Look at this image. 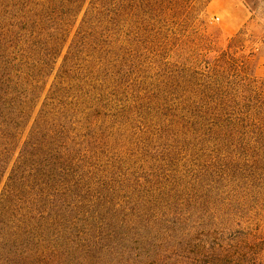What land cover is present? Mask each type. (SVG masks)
Returning <instances> with one entry per match:
<instances>
[{
  "label": "trees",
  "instance_id": "16d2710c",
  "mask_svg": "<svg viewBox=\"0 0 264 264\" xmlns=\"http://www.w3.org/2000/svg\"><path fill=\"white\" fill-rule=\"evenodd\" d=\"M176 1L0 0V264H171L190 248L259 120L210 72L145 74Z\"/></svg>",
  "mask_w": 264,
  "mask_h": 264
},
{
  "label": "rangeland",
  "instance_id": "374dc122",
  "mask_svg": "<svg viewBox=\"0 0 264 264\" xmlns=\"http://www.w3.org/2000/svg\"><path fill=\"white\" fill-rule=\"evenodd\" d=\"M176 2L178 13H168L162 23L165 48L146 54L143 65L151 67L145 74L153 76L152 68L160 65L180 69L183 77L188 69L198 72L189 74L193 79L210 72L211 83L239 99L242 111L257 116L259 127L254 151L241 152L242 160H227L228 176L187 231L190 248L171 264H264V0ZM141 76L135 71L132 80ZM254 153L256 166H248ZM251 179L257 181L251 184Z\"/></svg>",
  "mask_w": 264,
  "mask_h": 264
}]
</instances>
